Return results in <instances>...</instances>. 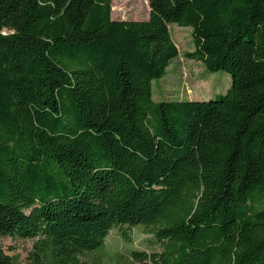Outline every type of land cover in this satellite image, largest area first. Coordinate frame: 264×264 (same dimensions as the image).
<instances>
[{"label": "trees", "instance_id": "trees-1", "mask_svg": "<svg viewBox=\"0 0 264 264\" xmlns=\"http://www.w3.org/2000/svg\"><path fill=\"white\" fill-rule=\"evenodd\" d=\"M111 2L0 0V236L27 264H87L124 228L161 249L134 264H264V0ZM171 24L224 95L153 101Z\"/></svg>", "mask_w": 264, "mask_h": 264}, {"label": "rangeland", "instance_id": "rangeland-1", "mask_svg": "<svg viewBox=\"0 0 264 264\" xmlns=\"http://www.w3.org/2000/svg\"><path fill=\"white\" fill-rule=\"evenodd\" d=\"M149 16L147 0H112L113 20L145 21ZM171 40L178 56L167 69L164 78L152 82L154 102L171 100H210L224 95L231 85L230 76L225 72L210 73L203 65L188 59L185 54L193 51L192 34L189 28L175 24L169 27ZM129 240L122 238L120 230L112 231L99 252L86 253L81 261L87 264H134L130 253L159 252L161 249L153 235L142 228H124ZM33 241L13 240L0 236V248L11 257L14 264H27Z\"/></svg>", "mask_w": 264, "mask_h": 264}, {"label": "water", "instance_id": "water-1", "mask_svg": "<svg viewBox=\"0 0 264 264\" xmlns=\"http://www.w3.org/2000/svg\"><path fill=\"white\" fill-rule=\"evenodd\" d=\"M197 101V100H196Z\"/></svg>", "mask_w": 264, "mask_h": 264}]
</instances>
